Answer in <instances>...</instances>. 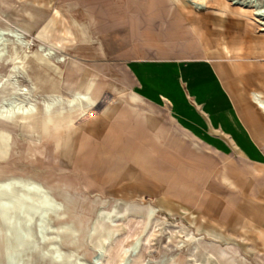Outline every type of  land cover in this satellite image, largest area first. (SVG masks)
<instances>
[{
    "label": "rangeland",
    "instance_id": "1",
    "mask_svg": "<svg viewBox=\"0 0 264 264\" xmlns=\"http://www.w3.org/2000/svg\"><path fill=\"white\" fill-rule=\"evenodd\" d=\"M39 1L50 0H0V27L19 26L30 41L8 44L0 99L13 86L38 109L32 126L0 118V264H98V251L100 264H264V165L191 136L169 106L134 88L130 65L227 58L220 31L232 53L260 55V23L220 14L214 0L197 13L176 0H51L63 13L53 27L55 9ZM77 10L87 40L68 32ZM15 62L20 72L4 77ZM235 63L251 64L227 58L231 86ZM73 92L90 96L87 115L41 114L46 94ZM12 178L38 184L47 199L12 193L4 186Z\"/></svg>",
    "mask_w": 264,
    "mask_h": 264
},
{
    "label": "crops",
    "instance_id": "2",
    "mask_svg": "<svg viewBox=\"0 0 264 264\" xmlns=\"http://www.w3.org/2000/svg\"><path fill=\"white\" fill-rule=\"evenodd\" d=\"M176 1L183 11L198 12L189 9L191 6L185 0ZM39 3L55 9L56 18L51 19L50 23L54 27L63 16L62 10L54 6L51 0ZM220 9V14L226 12ZM69 20L71 27L68 32L74 34L75 29L87 40L89 26L84 13L73 11L69 14ZM237 20L241 21L238 17ZM218 39L221 41L220 49L228 59L251 63L233 65V86L222 76L221 69L226 68L227 58L220 60L203 56L151 61L133 59L130 65L137 80L134 88L153 101L169 106L177 123L213 150L221 154L239 155L251 163L264 165V108L257 101L261 99L264 102V51L254 56L242 49H235L232 53L224 43L222 31ZM259 48L264 49V43ZM147 69L154 79L147 78ZM85 80L81 79L79 84ZM87 81L93 85L92 81ZM134 94L138 100L142 99L136 92Z\"/></svg>",
    "mask_w": 264,
    "mask_h": 264
},
{
    "label": "bare ground",
    "instance_id": "3",
    "mask_svg": "<svg viewBox=\"0 0 264 264\" xmlns=\"http://www.w3.org/2000/svg\"><path fill=\"white\" fill-rule=\"evenodd\" d=\"M185 2L196 11H201L209 7L210 2H213V0H185ZM214 2H216L224 11L231 10V12L236 15L239 20L245 21L246 24H249L248 21H256L257 23H260V30H264V6H261L257 0H214ZM231 4H235L236 6L233 8ZM25 34V31L19 27L9 29L0 27V62H5L8 64V59H6L5 56L8 53V44L10 42H16L17 44H21L24 46L30 44V41L27 42L25 40ZM39 48L41 51L45 52V54L49 58L53 55H57L55 54L56 52H54L55 50L53 51V47L46 46L44 45V43L40 44ZM58 57L61 58L60 56ZM20 70L21 69L19 66H17L16 62L13 64H9L7 73L3 76L6 77L10 75V73H18L20 72ZM8 81L9 80H7V82ZM2 87L3 86L0 82V88ZM11 87L12 90H9V88H7L8 90L6 89L8 91V96H1L3 99H0V118L5 121H13L14 119L20 118L24 123H28L32 126L33 119H35L38 115V109L26 95L20 94L13 86ZM257 101L264 108V102L261 101V99H258ZM92 105L93 101L91 100L89 95L86 96L77 92L71 93L69 98L66 100H63L60 94H46L43 99L41 114L49 116L53 111L56 110L58 111V113H64L66 111V108H69L71 111H80L79 115L85 116L88 114V111L90 110ZM4 186L8 187V189H10L12 186L19 188L22 192L21 195L23 197H27L26 193H33L42 195L47 199V196L44 194L43 189L38 184L32 181H26L20 178H12ZM13 187L10 190L12 193H14ZM38 225L40 231H44L46 228L45 219L42 217L39 218ZM2 231L3 230L0 227V232L2 233ZM56 256L59 258V254H56ZM93 259L92 262L94 263ZM80 264L90 263L80 261Z\"/></svg>",
    "mask_w": 264,
    "mask_h": 264
},
{
    "label": "water",
    "instance_id": "4",
    "mask_svg": "<svg viewBox=\"0 0 264 264\" xmlns=\"http://www.w3.org/2000/svg\"><path fill=\"white\" fill-rule=\"evenodd\" d=\"M102 257H103V255L101 254V252L98 251V254L95 257V260L98 261V264H100V260H101Z\"/></svg>",
    "mask_w": 264,
    "mask_h": 264
}]
</instances>
